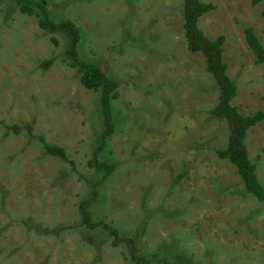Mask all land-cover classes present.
Wrapping results in <instances>:
<instances>
[{"label":"rangeland","instance_id":"1","mask_svg":"<svg viewBox=\"0 0 264 264\" xmlns=\"http://www.w3.org/2000/svg\"><path fill=\"white\" fill-rule=\"evenodd\" d=\"M33 1L53 20L72 21L81 59L119 83L116 132L101 155L116 168L98 187L94 219L136 239L153 261L264 264V203L217 155L229 125L210 114L220 92L205 57L187 48L184 0ZM201 1L215 10L200 29L226 38L224 61L238 87L233 105L245 116L264 111V64L244 34L253 28L264 47V3ZM67 45L0 0V264H134L128 246H113L103 229L63 230L80 226V204L100 181L88 161L102 127L99 94L81 84ZM1 122L32 132L14 134ZM40 138L63 148L77 171L48 155ZM246 146L264 188V122L248 131Z\"/></svg>","mask_w":264,"mask_h":264},{"label":"trees","instance_id":"2","mask_svg":"<svg viewBox=\"0 0 264 264\" xmlns=\"http://www.w3.org/2000/svg\"><path fill=\"white\" fill-rule=\"evenodd\" d=\"M10 1L19 8L22 14L36 17L42 30L50 34H61L67 38L66 56L69 65L79 72L80 82L85 89L99 94L102 127L96 142L97 146L92 159L88 161V166L99 174L100 181H97L93 185L92 198L80 204V226L64 227L63 230L78 227L92 231L103 229L113 239V246L118 247L123 243L128 246L134 264H169L167 260L160 259L157 256L154 261L143 257L139 253V245L136 239L121 237L116 228L102 221H96L92 212V207L100 195L98 187L114 173L116 168L115 165L103 162L101 155L116 132L113 101L118 98L119 83L110 77L102 66L81 59L79 53L81 34L78 27L72 21L53 20L46 5L41 2L33 0ZM251 3L253 6H257L264 3V0H251ZM214 10L215 7L212 4L204 3L201 0H184L183 17L187 48L190 52L202 54L205 57L206 69L212 75L220 92L219 103L210 114L217 120L228 123L230 136L227 148L217 150V155L220 159L229 161L237 168L247 192L255 196L259 202L264 203V188L259 182L257 167L251 161L246 146L248 131L264 122V111H258L254 115L245 116L233 105V101L238 96V87L236 82L230 77L228 73L229 67L224 61L226 38L221 35L216 39H210L199 27L200 19L205 14ZM244 34L248 48L256 57V63L258 65L264 64V47L253 28H246ZM53 42L55 45H58L56 39H53ZM54 62V59L44 61L42 67L49 69ZM1 123L9 132H13L14 134H20L24 130L32 132V127L30 126H8L3 122ZM40 140L48 155L60 158L68 163L75 172L77 171L75 162L69 158L63 148L47 143L44 138H40Z\"/></svg>","mask_w":264,"mask_h":264}]
</instances>
